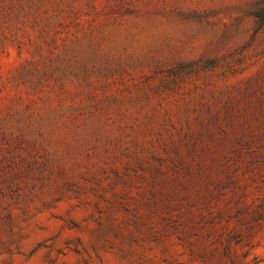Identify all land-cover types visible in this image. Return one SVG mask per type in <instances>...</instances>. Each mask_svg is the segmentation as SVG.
<instances>
[{
  "label": "rangeland",
  "instance_id": "rangeland-1",
  "mask_svg": "<svg viewBox=\"0 0 264 264\" xmlns=\"http://www.w3.org/2000/svg\"><path fill=\"white\" fill-rule=\"evenodd\" d=\"M0 264H264V0H0Z\"/></svg>",
  "mask_w": 264,
  "mask_h": 264
}]
</instances>
